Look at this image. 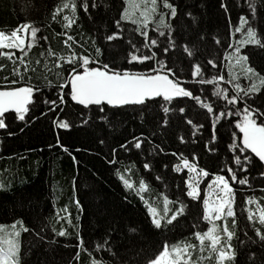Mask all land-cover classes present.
<instances>
[{"label":"snow or ice","instance_id":"obj_1","mask_svg":"<svg viewBox=\"0 0 264 264\" xmlns=\"http://www.w3.org/2000/svg\"><path fill=\"white\" fill-rule=\"evenodd\" d=\"M113 6L114 0H59L50 15L53 21L58 18L61 20L64 31L56 35L66 37L62 41L64 49L57 52L49 45L39 53L44 61L45 72H38L41 59L33 61L30 58V50L40 45L41 41L49 39L42 34L41 27L26 21L9 32L0 31V57L11 64L10 72L0 81V129L10 127L6 123L9 118L11 123L19 121L25 127L44 118L50 122L56 144L68 151L60 142V131H69L77 126L68 109H80L75 119H79L82 125L88 124L89 120L99 119L109 126L115 118L131 109L142 125L151 128V132L147 135L144 132L134 135L118 147L125 151L136 149L144 152L146 149L142 146L146 143L150 145L152 137L161 138L162 143L167 139L176 113L182 114L178 117L180 123L192 126L193 136L204 129L203 123H194L189 118L187 106H180L184 98L195 102L205 110V119L209 121L210 129L206 139L203 136L197 139L201 140L208 152L215 153L218 158L224 154L228 156L227 162L218 169V173L225 174L212 173L200 166V157L195 151L191 153V159L183 152L171 153L179 156V163L172 166L174 172L184 173L185 169L187 172L179 177L181 184L176 185L179 195L174 199L160 193L163 196V215L144 200L142 193L148 185L143 179L139 181L136 192L147 205V231L159 234L174 230L179 226L181 218L187 216L192 202H202V216L196 219L207 225L206 230H195L197 224H192L194 231L188 235L195 242L185 237L172 242L166 238L144 264H264V197L254 198L250 195L246 198L245 203L255 204V209H246L245 223L241 228L234 210L233 187L234 184L251 187L249 177L253 171L264 179V74L251 65L249 54L241 51L246 45L264 49V34L251 25L248 16L240 15L236 24L228 16V35L231 39L223 54L229 62L228 78L220 74L208 79L205 66L197 61L199 49L196 44L190 45L184 33L178 31L173 23L186 16L198 24L192 11L181 13L178 0H122V7L115 16L110 17ZM219 7L226 15L230 12L225 0H220ZM92 10L100 13L105 21L111 19V26L100 24ZM81 11L93 26L94 34L86 39L81 34V39L77 40L69 34V30L79 23ZM248 11L252 16L257 13V5L251 0ZM126 23L134 25L133 31L143 40L140 42L141 47H137L129 39L127 43L133 51L126 49L121 57L115 42L123 38ZM150 26H154L152 36L149 35ZM245 26L246 31H242ZM237 33L241 34V39H235ZM161 37L164 38L163 42ZM200 39H204L203 34ZM215 43H221L218 37ZM74 45L82 51H76ZM141 48L147 51L142 52ZM177 48L182 49L188 61L187 73L172 58L171 54ZM49 63L55 69L54 72L48 67ZM206 64L217 67V62L212 59L207 60ZM234 66H239L240 75H233ZM6 67L5 63L0 62V71ZM10 76L13 78L10 79ZM240 76L247 81L246 84L240 82ZM197 85H211L212 91L209 92L206 87L197 88ZM223 85H231L232 91ZM211 96L216 97L215 103ZM84 116L87 118L81 119ZM218 124L219 127L228 125L230 130L221 134ZM20 130L23 131V128ZM177 138L182 144L196 143L184 136ZM222 143L223 153L219 151ZM149 151L155 155L168 154L159 144ZM116 153L117 148L113 147L111 154ZM109 163L115 161L109 160ZM152 167L151 162L143 164L146 170H152ZM163 167L167 169L169 164ZM119 178L126 189L133 188L132 182L124 175H119ZM155 179L159 181L162 177L157 175ZM202 182L207 185L203 196ZM2 190H7L4 184H0ZM260 191L264 192V188ZM76 203L79 207V201ZM170 204L175 206L174 210L169 208ZM67 221L72 223L70 218ZM218 221H222V224H218ZM16 226L14 223V230L7 238L0 236V264H24L22 246L18 239L21 231H16ZM20 226L23 232L35 231L23 226V221H20ZM57 235L64 237L68 232L61 228ZM146 235L145 227L141 224L129 226L123 233L118 227L110 229L103 242L95 245L96 251L108 259L93 255L84 246L83 238L78 236L76 259H79L82 250L89 256V264H108V260L112 264H139L135 258L121 257L120 249L139 257L143 252L142 244ZM35 236L38 243L44 242L42 230L35 232ZM234 240L236 243H233Z\"/></svg>","mask_w":264,"mask_h":264},{"label":"trees","instance_id":"obj_2","mask_svg":"<svg viewBox=\"0 0 264 264\" xmlns=\"http://www.w3.org/2000/svg\"><path fill=\"white\" fill-rule=\"evenodd\" d=\"M178 2L181 5V13L186 10L192 11L198 24H194L186 16L173 23L178 31L184 33L190 45L196 44L199 49L197 61L205 66V75L208 79H211L212 75L220 74L228 78L229 62L223 55L227 42L231 39L228 35V16L236 24L240 15H246L251 25L264 34V0H251L257 5L255 16L248 11L250 0H225L230 7L227 15L219 7L220 0H178ZM57 3L59 0H0V31L9 32L22 22L32 21L36 26L41 27L42 34L49 38L30 50V58L33 61L37 59L42 61L38 72L46 71L43 67V58L39 56L41 51L49 45L57 52L64 49L62 41L66 37L56 35L64 31L61 20L58 18L53 21L50 15ZM121 7L122 0H114L109 16H115ZM92 12L100 24L107 23L111 26V19L105 21L100 13L95 10ZM80 18L79 23L69 30V34L74 35L77 40L81 39V34L85 39L94 34L93 26L82 11ZM153 27H149L150 36L154 34ZM246 27L242 31H246ZM134 28L135 26L131 23H126L123 38L115 42V47L120 50L121 57L126 49L133 51L127 43L129 39L137 47H141L140 42L143 37L135 33ZM201 34L204 39H200ZM217 37L221 41L219 45L215 43ZM241 38V34L237 33L235 39ZM160 39L163 42L164 38ZM74 47L76 51H82L78 46L74 45ZM141 51L146 52L147 50L141 48ZM227 51L231 52L232 49H227ZM241 51H246L249 54L251 65L264 74V49L246 45ZM171 55L176 64L187 73L189 65L182 49H175ZM209 59L217 62L216 68L206 64ZM0 62L7 65L4 71H0V81H2L3 77L10 72L11 64L2 57H0ZM232 63L235 65L234 61ZM48 67L52 68L53 72L55 71L51 63ZM240 71L239 66H234L232 69L234 76L240 75ZM240 82L247 83L242 76H240ZM223 86L229 87L232 91L231 85ZM196 87H206L209 92L212 91L211 85H197ZM197 94L200 93L197 92ZM211 100L215 103L216 97L211 96ZM180 106H187L189 118H192L194 123H203L204 129L193 136L192 126L180 123L178 117L182 114L176 113L173 116L172 128L167 139L162 143L161 138L152 137L150 145L146 143L142 146L146 149L144 152L136 149L125 151L118 147L120 143L130 140L134 135L138 136L141 132L147 135L151 132V128L146 124L142 125L136 113L131 109L115 118L111 126L99 119L89 120L88 124L82 125L79 119H75L80 109H68L72 114L71 119H74L77 125L69 131H60V142L67 147L68 151H64L56 144L54 132L47 119L41 118L27 127L19 121L11 123V118L6 120L10 127L0 129V184H4L7 189L0 191V227L9 228L12 224L20 225V221H23V226L35 230L34 232L22 231L20 236L24 264H89V256L82 250L79 259H76L78 236L83 238L84 246L91 250L93 255L100 259H108L103 253L96 251L95 245L103 242L110 229L118 227L123 233L126 232L127 227L138 224L144 225L147 232L142 244V254L134 257L132 252H125L121 248L120 256L126 259L135 258L139 264H144V261L158 250L166 238L172 242V240L178 241L181 237H185L195 242L188 235L194 231L192 224H197L195 230H206L207 227L206 222L196 219L202 216V202H192L187 210V216L181 218L179 226L174 230H166L157 234L147 231L145 216L147 205L139 199L136 192L139 188V181L143 179L148 185L142 193L144 200L151 203L163 215V196L160 193L174 199L179 195L176 188V185L181 184L179 177L186 175L187 172L186 169L184 173L174 172L172 166L179 163V156H173L171 153L183 152L191 159V153L195 151L200 157L198 161L200 166L209 169L212 173H218V169L227 162L226 154L218 158L215 153L208 152L201 140L197 139L200 136L206 139L209 135V121L205 119V110L188 99H183ZM86 118L87 116L81 117V119ZM217 127L221 134L230 130L228 125L219 127L218 124ZM21 128L23 131L20 130ZM9 132L13 134L9 135ZM179 136L195 140L196 143L182 144L177 138ZM157 144L163 147L168 154L151 153L149 150L155 149ZM113 147L117 148L115 155L111 154ZM219 151L224 152L223 143ZM109 160H114L115 163H109ZM145 162L152 163V170L143 168ZM164 164H169V168H164ZM126 169H131V171H126ZM218 174L225 173L219 172ZM119 175H124L126 179H129L133 188L126 189ZM157 175L162 179L156 180ZM249 181L251 187L233 185L235 189L234 210L241 228L245 223L246 209L248 207L255 209V204L245 203L246 198L250 195L254 198L264 197V192L260 191L264 188V179L253 171ZM201 187L203 196L207 191V185L202 182ZM76 201H79V207ZM174 207V205H169L171 210H174ZM66 217L71 219V224L68 223ZM217 223L222 224V221ZM61 228L68 232L67 236L57 235ZM41 230L45 240L38 243L35 232ZM241 238L243 239L242 234ZM233 243L236 241L234 240ZM240 259L243 260L244 257L241 256ZM108 264H112V261L108 260Z\"/></svg>","mask_w":264,"mask_h":264},{"label":"rangeland","instance_id":"obj_3","mask_svg":"<svg viewBox=\"0 0 264 264\" xmlns=\"http://www.w3.org/2000/svg\"><path fill=\"white\" fill-rule=\"evenodd\" d=\"M16 225L17 226H16L15 230L16 231H21V233H22L21 226L18 225V224H16ZM13 230H14L13 229V224L9 228H7V227H0V236L7 238L8 234L11 233V232H13ZM18 239L20 241V237Z\"/></svg>","mask_w":264,"mask_h":264},{"label":"water","instance_id":"obj_4","mask_svg":"<svg viewBox=\"0 0 264 264\" xmlns=\"http://www.w3.org/2000/svg\"><path fill=\"white\" fill-rule=\"evenodd\" d=\"M184 99H187V98H184ZM189 100V99H188ZM82 107V106H81ZM258 159V158H257Z\"/></svg>","mask_w":264,"mask_h":264}]
</instances>
